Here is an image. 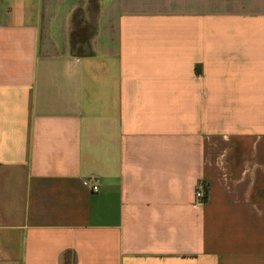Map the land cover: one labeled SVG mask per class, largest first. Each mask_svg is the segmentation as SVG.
Segmentation results:
<instances>
[{
  "label": "crops",
  "instance_id": "crops-1",
  "mask_svg": "<svg viewBox=\"0 0 264 264\" xmlns=\"http://www.w3.org/2000/svg\"><path fill=\"white\" fill-rule=\"evenodd\" d=\"M93 1L0 0V264H264V0Z\"/></svg>",
  "mask_w": 264,
  "mask_h": 264
},
{
  "label": "rangeland",
  "instance_id": "rangeland-1",
  "mask_svg": "<svg viewBox=\"0 0 264 264\" xmlns=\"http://www.w3.org/2000/svg\"><path fill=\"white\" fill-rule=\"evenodd\" d=\"M83 24V23H82ZM73 25V33H72V42L78 43L77 46H79V50L81 53L87 52V37L90 33V28L88 29V24L85 23V25Z\"/></svg>",
  "mask_w": 264,
  "mask_h": 264
},
{
  "label": "trees",
  "instance_id": "trees-1",
  "mask_svg": "<svg viewBox=\"0 0 264 264\" xmlns=\"http://www.w3.org/2000/svg\"><path fill=\"white\" fill-rule=\"evenodd\" d=\"M91 2H94L93 0H90ZM83 23L82 20V12L81 11H77L74 15H73V25H81ZM78 44V43H77ZM76 43L72 42V46H71V52L74 55H87L89 52H83L81 53L80 51H78L79 46H77Z\"/></svg>",
  "mask_w": 264,
  "mask_h": 264
},
{
  "label": "built area",
  "instance_id": "built-area-1",
  "mask_svg": "<svg viewBox=\"0 0 264 264\" xmlns=\"http://www.w3.org/2000/svg\"><path fill=\"white\" fill-rule=\"evenodd\" d=\"M91 189H92L93 192H97L98 187L97 186H92ZM206 197H207V193H206V190H205V186L202 185V184H199L197 186V190L195 192L196 201L199 202V203H203L206 200Z\"/></svg>",
  "mask_w": 264,
  "mask_h": 264
}]
</instances>
